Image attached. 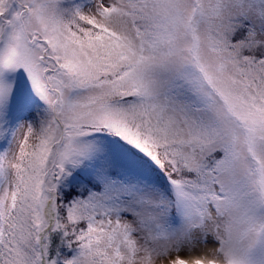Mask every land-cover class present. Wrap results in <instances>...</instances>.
<instances>
[{"label":"snow or ice","instance_id":"1","mask_svg":"<svg viewBox=\"0 0 264 264\" xmlns=\"http://www.w3.org/2000/svg\"><path fill=\"white\" fill-rule=\"evenodd\" d=\"M0 264H264V0H0Z\"/></svg>","mask_w":264,"mask_h":264}]
</instances>
